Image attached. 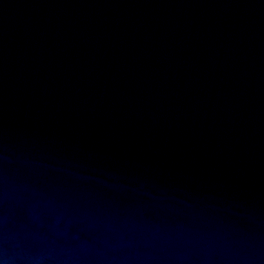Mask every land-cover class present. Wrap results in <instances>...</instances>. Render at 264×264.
<instances>
[{
    "label": "water",
    "instance_id": "95a60500",
    "mask_svg": "<svg viewBox=\"0 0 264 264\" xmlns=\"http://www.w3.org/2000/svg\"><path fill=\"white\" fill-rule=\"evenodd\" d=\"M0 264H264V0H0Z\"/></svg>",
    "mask_w": 264,
    "mask_h": 264
}]
</instances>
